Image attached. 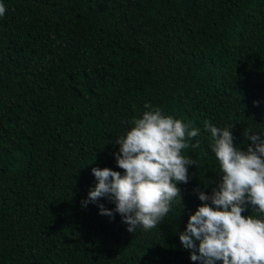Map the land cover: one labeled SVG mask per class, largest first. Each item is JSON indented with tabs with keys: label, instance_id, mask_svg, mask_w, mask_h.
Segmentation results:
<instances>
[{
	"label": "trees",
	"instance_id": "16d2710c",
	"mask_svg": "<svg viewBox=\"0 0 264 264\" xmlns=\"http://www.w3.org/2000/svg\"><path fill=\"white\" fill-rule=\"evenodd\" d=\"M0 264H264V0H0Z\"/></svg>",
	"mask_w": 264,
	"mask_h": 264
},
{
	"label": "rangeland",
	"instance_id": "374dc122",
	"mask_svg": "<svg viewBox=\"0 0 264 264\" xmlns=\"http://www.w3.org/2000/svg\"><path fill=\"white\" fill-rule=\"evenodd\" d=\"M134 233L136 232V230L133 231Z\"/></svg>",
	"mask_w": 264,
	"mask_h": 264
}]
</instances>
